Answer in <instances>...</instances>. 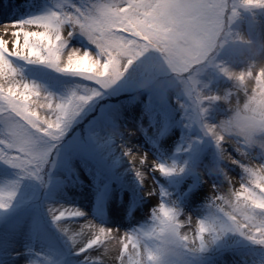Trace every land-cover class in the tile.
<instances>
[{"label":"rangeland","instance_id":"obj_1","mask_svg":"<svg viewBox=\"0 0 264 264\" xmlns=\"http://www.w3.org/2000/svg\"><path fill=\"white\" fill-rule=\"evenodd\" d=\"M95 2L97 0H0V25L51 12L39 6L41 3L53 6L52 11L72 12L86 10ZM238 13L233 30L249 39L255 49H260L264 46V11L241 9ZM13 31L20 29L0 27V38L7 41L9 51L15 42ZM20 40L22 43V37ZM65 50L97 55V49L75 31L68 38ZM249 56L248 49L229 47L218 62L239 69ZM14 58L15 65L24 63L32 68L25 73L43 84L39 88L43 94L57 100L66 99L72 93L90 95L96 91L99 94L82 107L59 141L44 145L50 148V154L39 174L25 175L0 160V195L6 198L7 191L15 193L7 208L0 209V264H120L119 252L123 247L120 242L126 236H141L152 228L158 230L153 213H159L161 203L179 213L176 218L181 225L179 231L191 241L199 231L200 222L219 225L223 221L222 214L210 206L215 195L224 196L232 203H249V206L250 201L245 199L248 192L257 197L264 195L260 192V187H264V172L259 171L255 162L249 165L244 161L257 176L242 181L247 175L242 167L220 159L213 141L202 131L192 100L159 66L153 53L138 58L121 79L106 89L81 75ZM66 59L62 56V60L66 62ZM51 72L54 74H49ZM197 79V86L204 95H217L220 90L224 94L232 87L229 80L211 68L203 69ZM24 102L33 110L29 100ZM207 106V102L202 105ZM223 115L224 106L217 102L209 107L204 122L214 124ZM33 118L54 120L55 116L44 108L42 114L36 113ZM121 129L132 136L135 148L145 161L151 158L159 166L175 165L184 171L161 177L150 172L149 164H143L137 169L142 173V180H138L136 171L131 170L133 164L123 161L116 152L115 138ZM3 130L4 124L0 122V138ZM174 147L178 149L173 150ZM232 155L240 159L235 153ZM257 184L260 187H256ZM50 209H76L83 215L74 218L66 212L61 221L54 222ZM89 222L111 230V235H101L102 244L81 252L89 238H96L98 234V228L90 227ZM79 224H85L90 235L72 248L61 228ZM204 236V251L182 247L179 252L161 257L160 264H264V246L252 243L239 233L227 231L216 238L206 231ZM158 246V242L148 239H142L139 245L141 250L148 251ZM131 252L129 243L126 256ZM144 261L148 264L146 256Z\"/></svg>","mask_w":264,"mask_h":264},{"label":"snow or ice","instance_id":"obj_2","mask_svg":"<svg viewBox=\"0 0 264 264\" xmlns=\"http://www.w3.org/2000/svg\"><path fill=\"white\" fill-rule=\"evenodd\" d=\"M248 2L256 3L264 0H248ZM223 3L224 0H123L124 7L121 9L113 0H97L83 11L74 9L72 12H67L61 9L16 23L0 25L5 29L10 27L20 29L12 32L15 42L11 51L8 50L7 41L0 38V122L4 124L3 136L0 138V160L19 169L25 175L36 176L48 163L50 148L44 145L59 141L82 107L99 94L96 91L90 95L72 93L66 99L57 100L51 95L43 94L35 85L18 81L17 72L12 67L10 58L16 57L30 64H44L58 72L81 75L101 89H106L121 79L128 67L150 49L156 50L158 46L163 49L166 43L165 33L160 32L158 28H153L150 32L148 28L149 24H156L161 15L166 16L169 24L179 26L198 18L215 17L222 10ZM30 26H36L43 31L25 30ZM65 26H69L71 30H66ZM74 31L86 37L97 49V55L93 56L87 51L65 50L67 40ZM116 32L121 34L120 38L113 35ZM128 35L134 37L133 42L145 40L147 46L141 44L130 51L129 44L124 39ZM62 56L67 57L66 62L62 60ZM124 58H127V62H124ZM98 68L100 71H97ZM105 71L107 78L102 79ZM197 83L193 80L185 85L186 95L192 100L194 110L206 102L196 92ZM30 96L42 98L39 106L48 109L55 119H34L36 112L30 110L29 105L24 102ZM196 118H202L199 112ZM13 152L16 154L13 155ZM123 155L130 163L136 160H139L140 164L145 163V158L139 159L126 150ZM244 161L239 159L231 163L241 166L243 172L247 174L242 177V181L257 176V172L249 166L250 164L245 165ZM157 170L164 176L184 171L183 168H177L175 165L170 167L160 165ZM134 171L137 179L142 180V173L137 169ZM224 179L227 177L224 176ZM249 182L251 183V180ZM256 187L260 185L257 184ZM7 192L6 198L0 195V209L7 208L15 195L14 191ZM260 192L264 193V187H260ZM160 195L163 197L164 193L161 192ZM245 199L250 201V206L249 203H232L224 196L215 195V200L211 201L210 206L222 214L223 221L219 225L200 222L199 231L191 241L187 235H181L179 231L181 225L176 221L179 213L173 208H166V205L161 203L159 213L156 211L153 213L154 222H158V230L152 228L141 236H126L125 240L120 242L123 246L119 252L120 264H145V256L148 264H160V256L155 252L141 250L139 245L142 239L159 240L167 232H173L181 240L182 247H190L194 251L205 250L206 231L208 235L216 238L224 232L232 231L256 245L264 246V195L257 197L254 193L248 192ZM236 200H240L238 195ZM66 212L74 218L83 215L76 209L49 210L54 222L61 221ZM88 224L94 229L98 228V234L80 249L81 252L102 244L101 235H111V230L97 227L90 222ZM68 239L74 241L72 236ZM129 243L132 252L126 256Z\"/></svg>","mask_w":264,"mask_h":264},{"label":"clouds","instance_id":"obj_3","mask_svg":"<svg viewBox=\"0 0 264 264\" xmlns=\"http://www.w3.org/2000/svg\"><path fill=\"white\" fill-rule=\"evenodd\" d=\"M113 2L123 9V0ZM221 9L213 18H198L179 26L169 24L166 16L161 15L158 22L149 24L148 28L150 32L153 28H158L165 33L166 43L162 50L158 46L156 50L150 49L148 52L156 56L159 66L170 74L185 94V85L193 80L198 82V74L206 68L213 69L231 82V89L222 95H204L196 87V92L208 105L202 107L203 103L197 109L202 117V131L213 141L220 159L223 156L221 160L234 163L237 159L232 153H235L250 165L255 162L259 171L264 172V46L255 49L249 39L232 28L238 17V10L264 11V2L224 0ZM113 35L116 38L121 36L119 32ZM124 39L129 44L130 51L141 44L147 46L145 40L133 42L134 37L131 35ZM237 46L250 52L242 67L236 69L222 61L218 62L227 48ZM124 62H127V58H124ZM106 78L107 71L102 79ZM217 102L224 105L225 115L214 124L204 122L209 107ZM229 148L231 152L228 151ZM152 241L158 242L159 246L151 252L160 257L179 252L182 248L181 240L173 232H167L159 240Z\"/></svg>","mask_w":264,"mask_h":264},{"label":"bare ground","instance_id":"obj_4","mask_svg":"<svg viewBox=\"0 0 264 264\" xmlns=\"http://www.w3.org/2000/svg\"><path fill=\"white\" fill-rule=\"evenodd\" d=\"M39 6H44L47 7L49 11H52V9H54L53 6L49 5V4H39ZM30 31H43V29H38L36 26H30L28 28ZM12 67L16 70L17 72V80L22 81L23 83H27L29 85H35L38 88H40L41 86H43V84H41L40 81L37 80H32L30 78H28L26 75L23 74L22 70H19L20 66L15 65L13 62H11ZM223 92L220 90L219 92H217V95H222ZM31 104H32V109L39 114H42L44 111V108L40 107V103L39 102V98L34 97V96H30L28 99ZM222 106H224L222 104ZM119 134L121 135H117L116 136V141L118 143V146L115 147L117 154L119 155V157H121V159L123 161H127L129 162L128 158L126 156L123 155V152L129 151V149L131 148V151L129 152L130 154H132L133 156H137L139 157V159H144L145 157L140 153V151L135 148L134 144H133V138L132 136L128 133V131L121 129L119 131ZM120 142V143H119ZM178 148L174 147L173 150H177ZM133 164V167L131 168V170L134 171V169H138L139 167H141V165L139 163V160H136V162H131ZM149 164V168H150V172L153 174H157L161 177H163L164 175H162L161 173L158 172V164L153 163V161L151 160V158H149L147 161H145L144 165ZM62 231H64L66 233V237L68 238L69 236H72L74 238L73 240H70L71 242V247H74V244H76L77 242H82L85 240V238L87 239V237H89L90 232L88 230V227L85 224H79V225H65L62 226L61 228ZM92 236V235H91ZM89 239H95L93 236L90 237Z\"/></svg>","mask_w":264,"mask_h":264},{"label":"trees","instance_id":"obj_5","mask_svg":"<svg viewBox=\"0 0 264 264\" xmlns=\"http://www.w3.org/2000/svg\"><path fill=\"white\" fill-rule=\"evenodd\" d=\"M49 74H54V73H53V72H51V73H49ZM222 247H223V246H222ZM232 248H234V249H235V248H238V246H237V247H232ZM224 249H225V248H224Z\"/></svg>","mask_w":264,"mask_h":264}]
</instances>
